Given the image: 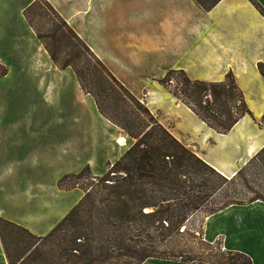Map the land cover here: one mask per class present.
<instances>
[{
	"label": "trees",
	"instance_id": "trees-1",
	"mask_svg": "<svg viewBox=\"0 0 264 264\" xmlns=\"http://www.w3.org/2000/svg\"><path fill=\"white\" fill-rule=\"evenodd\" d=\"M221 1L195 0L204 12ZM248 1L264 18L257 0ZM24 15L52 63L60 70L71 69L99 113L134 143L106 175L95 177L85 168L60 181V188L70 181L68 188L80 189L83 197L47 236L0 217L8 264H143L149 259L195 264L156 257L153 234L167 240L182 234L197 213L205 211L209 217L230 207L264 203V147L234 176L224 177L175 138L47 0H35ZM257 69L264 80V62ZM5 74L0 65V76ZM159 84L219 135L252 116L233 73L220 82H206L171 71ZM224 252V264H253L246 254Z\"/></svg>",
	"mask_w": 264,
	"mask_h": 264
},
{
	"label": "rangeland",
	"instance_id": "rangeland-1",
	"mask_svg": "<svg viewBox=\"0 0 264 264\" xmlns=\"http://www.w3.org/2000/svg\"><path fill=\"white\" fill-rule=\"evenodd\" d=\"M189 4L190 0H98L95 6L98 11L102 10L98 15L104 22V35L107 38L103 37L101 41L99 35L89 37V44L105 60L122 63V55L111 46L110 40L128 41L136 34L140 37L167 35L170 32L167 28L169 24L181 21L183 14L190 13ZM93 15L94 13L90 18ZM111 20L122 24L114 26ZM36 22L39 27L43 26L38 20ZM137 25H141L140 31ZM20 35L24 38L25 34L21 32ZM70 74L74 78L61 75L59 82L54 81V86L46 91L43 101L33 106V116L28 115L20 129H13L11 137L0 133V217L26 228L37 236H47L83 197L80 189L68 188L71 186L70 181H66L64 188H60V181L66 176L78 175L85 168H89L94 176L102 177L109 169L105 160L113 157L110 153L112 146L108 141V133L99 122L100 114L94 99L80 90L72 70ZM128 75L130 76H126L121 83L132 93L141 94L142 91L151 89L158 98L160 95H171L177 101L176 106L169 104L167 100L149 106L143 96L138 97L143 99L175 138L203 160L211 159L227 171L237 172L250 160L246 161V157H250V148L256 151L264 142L249 144V150L246 152L243 137L253 128L261 135L260 138L264 139V104L252 105L246 101L252 116L245 118L252 128H246V122L222 139L221 135L208 131L190 112L180 107L182 103L170 93V89L159 84L158 79L162 75L157 68L146 64L138 73ZM187 75L193 80L202 76L192 73ZM153 80H158L160 87L152 88ZM176 81L177 77L174 76L172 89ZM249 100L259 103V92H253ZM17 108L14 105L10 107L12 115L16 116ZM3 111L8 114V111ZM41 112L43 118H40ZM121 132L125 144L121 149L127 151L134 141ZM68 138L70 143L75 139V148L65 155L63 152ZM221 140L226 141L223 150L220 149ZM3 158L12 160L11 171L8 165L3 164ZM89 160L98 161L95 168L90 163L84 165V162ZM206 218L205 211L197 213L186 222L181 229L182 234L167 240L159 238L157 233L153 234L155 241L152 245L157 249L155 256L195 264H224L227 252H224L226 249L223 238L218 237L217 240L223 242L215 243L216 240L213 244L206 242L204 238L203 227ZM53 219V227H48ZM112 263L123 262L114 260Z\"/></svg>",
	"mask_w": 264,
	"mask_h": 264
},
{
	"label": "crops",
	"instance_id": "crops-1",
	"mask_svg": "<svg viewBox=\"0 0 264 264\" xmlns=\"http://www.w3.org/2000/svg\"><path fill=\"white\" fill-rule=\"evenodd\" d=\"M34 1L0 0V65L6 71L5 76H0V133L8 134L10 137L13 129L17 130L23 126L28 115L33 116V106L43 101L46 91L54 86V81L59 82L61 75L74 78L70 74L71 69L60 70L52 63L27 22L24 13ZM47 1L120 82H124V78L130 76L128 74L138 73L146 64L157 68L162 75L158 80L171 71L200 74L202 76H198L197 80L206 82H220L228 73H233L244 93L245 100L252 105L264 104V81L257 69V65L264 62V18L248 0H222L210 12H204L197 6L195 0H190L188 5L190 13L183 14L181 21L169 24L167 28L170 32L167 35L140 37L136 34V36L132 35L128 41L110 40L111 46H114L122 55V63L105 60L89 44V37L99 35L101 41L103 37L107 38L104 35V22L98 15V12L102 10L98 11L95 6L98 0ZM257 2L264 8V0H257ZM93 13V17L90 18ZM111 24L118 26L122 23L111 20ZM140 26L137 25L138 29ZM21 32L25 34L24 38L20 35ZM158 80H153L152 88L160 87L157 84ZM145 91L141 94L133 93L137 97L143 96L149 106L166 100L169 104L172 103L175 106L178 104L171 95L164 97L160 95L158 98L151 89ZM253 92H259V103L249 100ZM12 105L18 107L16 116L10 112ZM180 107H184L202 126L207 128L186 106L180 104ZM3 110L8 111V114ZM162 112L165 115V112ZM40 118H43L42 112ZM98 119L106 129L109 144L112 146L110 153L113 157L105 160L109 167L118 162L126 152L125 149H121V146H125L120 142L123 135L121 130L101 114ZM246 122V128H252L250 122L243 118L229 134L220 137L224 139ZM243 137L246 142V152L249 150V144L255 145V142L258 144V141H264L253 128ZM225 142L223 140L219 142L222 145V147L219 146L220 149L223 150ZM263 147L264 142L249 155L250 157H246V161ZM74 148L75 139L70 143L68 138L63 153L68 155L70 149ZM204 161L224 177L233 176L236 173L227 171L211 159L204 158ZM97 162L89 160L84 162V165L90 163L95 168ZM3 164L8 165L11 171L10 158L6 160L3 158ZM61 218L62 216L58 217L57 221ZM52 225H54V219L48 227H53ZM203 234L206 242L210 244H213L218 237L223 238L226 251L246 254L252 259L253 264H264V203L234 206L207 217ZM0 259V264H8L1 240ZM143 264L188 263L149 259Z\"/></svg>",
	"mask_w": 264,
	"mask_h": 264
},
{
	"label": "bare ground",
	"instance_id": "bare-ground-1",
	"mask_svg": "<svg viewBox=\"0 0 264 264\" xmlns=\"http://www.w3.org/2000/svg\"><path fill=\"white\" fill-rule=\"evenodd\" d=\"M122 144L124 143V139H122L121 141H120ZM126 143V142H125ZM123 145H125V144H123ZM254 149L251 147L250 148V151H249V155L251 154V153H254Z\"/></svg>",
	"mask_w": 264,
	"mask_h": 264
}]
</instances>
